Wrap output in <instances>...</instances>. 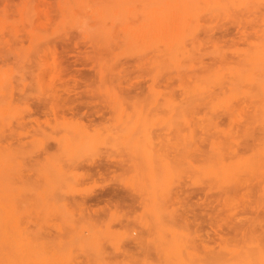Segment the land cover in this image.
<instances>
[{
    "label": "rangeland",
    "instance_id": "rangeland-1",
    "mask_svg": "<svg viewBox=\"0 0 264 264\" xmlns=\"http://www.w3.org/2000/svg\"><path fill=\"white\" fill-rule=\"evenodd\" d=\"M0 264H264V0H0Z\"/></svg>",
    "mask_w": 264,
    "mask_h": 264
},
{
    "label": "bare ground",
    "instance_id": "bare-ground-1",
    "mask_svg": "<svg viewBox=\"0 0 264 264\" xmlns=\"http://www.w3.org/2000/svg\"><path fill=\"white\" fill-rule=\"evenodd\" d=\"M80 164H81V163H80ZM90 164H91V163H90ZM92 164H93V163H92ZM86 165H87V163H86ZM94 165H95V162H94ZM100 165H101V164H100ZM100 165L98 164V165H96V166H98V168H99ZM75 166H76V165H75ZM75 166H74V167H75ZM90 166H93V165H90ZM90 166H89V164H88V167H90ZM96 166H95V167H96ZM95 167H93V168H95ZM90 169H91V167H90ZM90 169H89V170H90ZM113 191H114V190H113ZM111 192H112V191H111ZM112 193H113V192H112ZM116 193H117V192H116ZM226 193H227V192H226ZM224 194H225V193H224ZM94 197H95V196H94ZM96 197H97V196H96ZM97 198H98V197H97ZM97 198H96V199H97ZM79 202H81V201H79ZM81 203H82V202H81ZM81 203H79V204H81ZM82 204H83V203H82ZM82 204H81V205H82ZM83 205H84V204H83Z\"/></svg>",
    "mask_w": 264,
    "mask_h": 264
}]
</instances>
